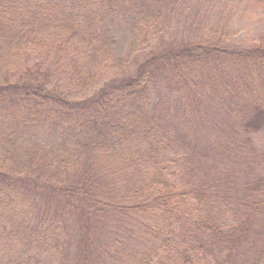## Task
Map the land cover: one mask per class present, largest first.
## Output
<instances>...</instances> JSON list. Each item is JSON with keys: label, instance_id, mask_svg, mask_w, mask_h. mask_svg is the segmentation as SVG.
<instances>
[{"label": "trees", "instance_id": "trees-1", "mask_svg": "<svg viewBox=\"0 0 264 264\" xmlns=\"http://www.w3.org/2000/svg\"><path fill=\"white\" fill-rule=\"evenodd\" d=\"M202 1L0 0V264H264V174L225 171L264 130V43L231 40L236 0L162 41Z\"/></svg>", "mask_w": 264, "mask_h": 264}, {"label": "rangeland", "instance_id": "rangeland-1", "mask_svg": "<svg viewBox=\"0 0 264 264\" xmlns=\"http://www.w3.org/2000/svg\"><path fill=\"white\" fill-rule=\"evenodd\" d=\"M214 2L213 0H203L202 5L206 13L199 12L197 8L191 9L197 10L199 15L194 24L191 23H181V27L179 28L180 34H174L168 32L166 36L162 39L165 43L176 41L177 44L181 43L186 38L194 39L199 38L200 36L210 37L207 35L204 30H214L216 24L220 21L222 13L224 12V8L221 3ZM234 7L237 9L236 15L232 16L231 10L229 12L226 11V16H230L228 31L231 36V40L238 44L239 46H247L251 44H255L257 42L264 43V9L255 7L253 5H248L240 0H236L234 2ZM196 13V12H195ZM185 29V31H184ZM211 37H214L211 34ZM124 48L126 44L123 43ZM34 70L30 71L28 78L29 81L40 83L46 89H55L56 91H60L63 85V79L59 78L57 75L52 76L50 71L46 68V74L49 77H45L40 71L37 70V67L33 68ZM46 78V79H44ZM204 104V112H206V105L210 108L212 115L206 118L209 122H218L221 117H219L216 109V105L213 103H206V100H203ZM197 120L192 117L191 123L196 122ZM230 120L225 118V122L216 129V131L223 132L227 129ZM189 124V129L192 127L196 133H193L196 137V143H200L204 141L205 136H201L199 133V128L197 124ZM188 126L184 128L186 133L189 131ZM253 140L255 143L254 150H250L249 156L246 158L240 159L237 163H234L229 167V169L225 171H230L234 174L242 175L248 172H251L252 169L258 167L257 173L264 174V130L260 131L253 135ZM213 155H207L206 160L202 161L196 154L193 155L192 159H196L195 161V170L198 174H201L208 180L211 184L215 185L218 188H228L230 183L234 181V179L225 173L223 170L217 169L212 170L213 165L219 159L218 155L212 151ZM111 234V233H110Z\"/></svg>", "mask_w": 264, "mask_h": 264}]
</instances>
